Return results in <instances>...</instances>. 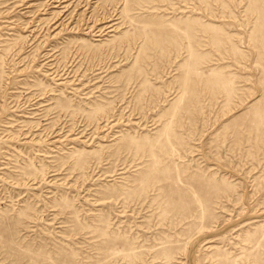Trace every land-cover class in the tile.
I'll list each match as a JSON object with an SVG mask.
<instances>
[{
  "label": "rangeland",
  "instance_id": "obj_1",
  "mask_svg": "<svg viewBox=\"0 0 264 264\" xmlns=\"http://www.w3.org/2000/svg\"><path fill=\"white\" fill-rule=\"evenodd\" d=\"M0 264H264V0H0Z\"/></svg>",
  "mask_w": 264,
  "mask_h": 264
}]
</instances>
